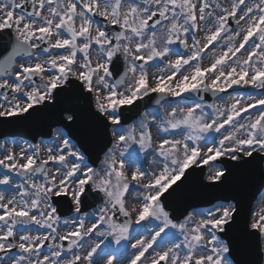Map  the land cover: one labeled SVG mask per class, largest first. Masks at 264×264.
<instances>
[{
	"label": "snow or ice",
	"instance_id": "6c2138e0",
	"mask_svg": "<svg viewBox=\"0 0 264 264\" xmlns=\"http://www.w3.org/2000/svg\"><path fill=\"white\" fill-rule=\"evenodd\" d=\"M0 49V123L74 95L113 137L98 165L63 129L0 154V264H264V207L172 204L264 163V0H0Z\"/></svg>",
	"mask_w": 264,
	"mask_h": 264
},
{
	"label": "water",
	"instance_id": "95a60500",
	"mask_svg": "<svg viewBox=\"0 0 264 264\" xmlns=\"http://www.w3.org/2000/svg\"><path fill=\"white\" fill-rule=\"evenodd\" d=\"M0 52H3V49H0ZM119 70L123 71L122 61ZM137 105H139L138 108L134 107L133 112L128 113L127 124L141 117L146 109L157 106L154 101H148V98L138 102ZM65 108L72 109L78 116V126L66 129L78 144L83 143L88 149L90 162L91 160H96L98 165L97 153H99L100 147L103 146L105 140L111 142L109 132H105L102 129L97 130L96 124L90 115L88 104L84 99L77 98L74 95L64 96L53 108L33 120L4 123V127L0 128V139L17 134V136L26 137L28 140L36 142L40 137H49L53 128L60 125L64 126L61 120L65 114L63 112ZM92 111H95L94 108H92ZM22 126H26V128ZM102 155L103 153H99L100 158ZM204 174V168L196 170V173L175 194L172 200L173 207H177L180 210L186 208L190 211L196 207L222 201L224 197L236 196L241 201L244 214L249 216L251 207L263 187L264 181L260 162L234 169L232 176L228 178L227 182L216 188L206 187L210 183L204 182Z\"/></svg>",
	"mask_w": 264,
	"mask_h": 264
},
{
	"label": "rangeland",
	"instance_id": "374dc122",
	"mask_svg": "<svg viewBox=\"0 0 264 264\" xmlns=\"http://www.w3.org/2000/svg\"><path fill=\"white\" fill-rule=\"evenodd\" d=\"M151 71L153 73H158V69H156V68L151 69ZM229 91H231V90H229ZM177 99H179V98H177ZM212 102L219 103V101H215L214 99H213ZM159 109H160V111L162 113L165 111V108L164 107H161L160 106ZM147 118L148 119H151V116L149 115ZM58 130L59 129H56L54 131V136H53V138L51 140H47V141L46 140H40L39 141L38 144H40L41 145V148H42L41 158H44L45 157V153H44L43 149L46 148V147H48V146H50L49 145V142L56 141L58 143V140H57V136H59ZM153 137H154V139L156 138V131H155V129H153ZM29 144L30 143H26V142H23V141H20V140H17V139H5V140H3V141L0 142V154H2L3 152L7 151L8 149H12V150H14L16 152H19V149L21 147L28 148ZM145 167H148L147 162H145ZM214 171H215V169H211V168H209V166H207L206 180H207V176L210 175V174H212V172H214ZM263 171H264V164H263ZM260 207H264V196L260 200V202H259L258 206L255 208L254 212L255 211H258Z\"/></svg>",
	"mask_w": 264,
	"mask_h": 264
},
{
	"label": "bare ground",
	"instance_id": "6f19581e",
	"mask_svg": "<svg viewBox=\"0 0 264 264\" xmlns=\"http://www.w3.org/2000/svg\"><path fill=\"white\" fill-rule=\"evenodd\" d=\"M1 128V127H0ZM202 200H205V199H202Z\"/></svg>",
	"mask_w": 264,
	"mask_h": 264
}]
</instances>
